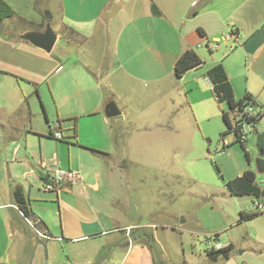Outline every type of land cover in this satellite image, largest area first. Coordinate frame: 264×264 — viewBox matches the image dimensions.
<instances>
[{
    "label": "crops",
    "instance_id": "obj_1",
    "mask_svg": "<svg viewBox=\"0 0 264 264\" xmlns=\"http://www.w3.org/2000/svg\"><path fill=\"white\" fill-rule=\"evenodd\" d=\"M3 1L14 16L0 20V86L10 91L0 93V264H168L156 250L155 224L147 230L151 242L128 233L139 223L122 216L139 205L124 196L132 178L122 173L115 134L135 128L131 109L152 102L181 101L171 132L186 121L199 126L197 109L220 120L207 78L219 63L236 99L250 93L264 108V0ZM18 15L41 29L34 32L51 26V52L23 38L33 30L18 31ZM189 49L204 64L179 78L176 63ZM111 102L120 115L108 119ZM56 129L62 140L50 136ZM58 168L76 177L46 190ZM255 174L264 189V176H257L263 174ZM18 187L28 218L15 199ZM263 201L259 225L245 228L241 246L248 249L226 264H264ZM215 239L239 247L234 238Z\"/></svg>",
    "mask_w": 264,
    "mask_h": 264
},
{
    "label": "rangeland",
    "instance_id": "obj_2",
    "mask_svg": "<svg viewBox=\"0 0 264 264\" xmlns=\"http://www.w3.org/2000/svg\"><path fill=\"white\" fill-rule=\"evenodd\" d=\"M14 20L18 22V31L41 30L24 25L19 15ZM7 36L6 33L4 37ZM3 87L1 84L0 93H10ZM181 105V101L174 106L167 101L152 102L149 107L145 105L149 109L137 105L128 114L129 123L135 128L116 132L115 140L120 144L117 158L123 165L122 173L132 178L124 196L139 205V209L133 208L131 214L125 213L122 217L139 223V227L128 231L134 237L144 235L143 232L149 231L148 226L156 225L160 238L156 250L159 254L161 250L164 252L163 262L226 264L229 256L236 257L248 249L241 246L244 238L248 240L245 228L259 225L255 218L238 224L241 213H262L256 203L264 199L233 196L227 185L247 171L257 172L255 155L260 153L257 131H249L244 137V150L235 132H229L222 114L220 120L210 119L202 109H197L199 126L186 121L183 129L168 131L172 124L177 125L183 112ZM217 108L231 111L226 103H217ZM175 112L173 119L169 114ZM241 114L230 112L234 125L242 122ZM257 129L264 132V120ZM31 225L39 229L38 222L31 220ZM215 233H219L223 243L234 238L241 247H233L227 255L212 260L208 255V240ZM108 262L118 264L113 260Z\"/></svg>",
    "mask_w": 264,
    "mask_h": 264
},
{
    "label": "trees",
    "instance_id": "obj_3",
    "mask_svg": "<svg viewBox=\"0 0 264 264\" xmlns=\"http://www.w3.org/2000/svg\"><path fill=\"white\" fill-rule=\"evenodd\" d=\"M153 12L156 15L160 14V11L156 7H153ZM13 16L14 12L12 11V9L3 0H0V20L5 21L7 19H11ZM197 54L198 53L196 51L189 49L180 56L175 67V74L177 77L180 78L189 71L197 69L204 64L203 60ZM207 78L213 86V92L216 101L219 104L226 103L231 110L230 112H238L243 114L246 107H248L249 105H254L264 110V108L256 102L255 98L250 93L246 94L241 99H236L234 88L228 79L227 72L222 63L215 65L208 72ZM230 112L224 111L222 113L223 120L229 128V132H235L238 142H240L244 150H246V141L244 140V136L242 135L241 127L238 126V124H233V121L230 117ZM252 121L254 120H248V122ZM255 121L257 122V120ZM255 127V130L257 131V146L260 151L259 154L261 155V157H264V132L261 133L260 131H258L257 126ZM50 136L53 137V133H51ZM245 154L248 157V154ZM227 185L230 191L229 193L233 196H251L256 199H264V189H262L260 184L256 181V174L253 171L245 172L242 176L235 178ZM15 199L19 209L23 212L24 216L27 218L30 217V212L27 207V200L20 187L16 188L15 190ZM258 215L260 216L261 213L247 214L245 212H242L241 219L238 221V223L241 224V222L251 220ZM143 233L144 235L140 234L135 236V239H139L141 238V236H144L150 242L153 240L152 235L148 231H145ZM218 236L219 233L214 234L215 238H218ZM232 249L233 245H229L223 247L220 250L209 251L208 255L212 260H214L220 256L227 255Z\"/></svg>",
    "mask_w": 264,
    "mask_h": 264
},
{
    "label": "built area",
    "instance_id": "obj_4",
    "mask_svg": "<svg viewBox=\"0 0 264 264\" xmlns=\"http://www.w3.org/2000/svg\"><path fill=\"white\" fill-rule=\"evenodd\" d=\"M230 36L233 37V35ZM241 115H242V122L239 123L238 126L241 127L242 135L244 137L247 134H249V131L255 130L256 128L255 126H258V124H260V122L264 120V110L254 105H249L248 107H246L244 113ZM248 120H254V121L248 122ZM255 120H257V122ZM56 127H58V125H56ZM53 137L58 140H62L63 133L60 130L56 129L53 132ZM75 177H76V173H73V171L58 168L54 171L52 179L44 184V188L46 190H52L57 186H59L62 183V181L64 180L73 181ZM256 207L262 208L259 202L256 203ZM208 247H209V251L220 250L223 248L220 245V243L215 239L214 236H212V238L208 240Z\"/></svg>",
    "mask_w": 264,
    "mask_h": 264
},
{
    "label": "water",
    "instance_id": "obj_5",
    "mask_svg": "<svg viewBox=\"0 0 264 264\" xmlns=\"http://www.w3.org/2000/svg\"><path fill=\"white\" fill-rule=\"evenodd\" d=\"M45 17L46 19H51L52 15L49 12H46ZM4 27L5 24L0 22V33L3 32ZM23 38L28 40L33 45L42 48L46 52H51L56 43L57 35L52 30L51 26L48 25L44 32H28L23 36ZM104 113L108 119H112L120 115V109L114 102H111L107 105ZM255 163L257 171L260 174H264V159L258 157L256 158Z\"/></svg>",
    "mask_w": 264,
    "mask_h": 264
}]
</instances>
